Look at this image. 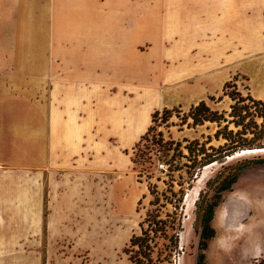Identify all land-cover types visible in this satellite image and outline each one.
<instances>
[{
    "label": "rangeland",
    "instance_id": "rangeland-1",
    "mask_svg": "<svg viewBox=\"0 0 264 264\" xmlns=\"http://www.w3.org/2000/svg\"><path fill=\"white\" fill-rule=\"evenodd\" d=\"M36 1L45 3L48 0ZM85 4L93 11L106 7L104 35L99 39L87 37L84 35L86 23L81 29L68 24V50L72 43L79 44V51L68 52L72 54H68V70L89 71L85 78H57L68 82L55 95L58 111L62 115L55 129L56 164L50 179L68 197V238L61 237L48 247L47 232L42 238L38 237L36 222L12 219L19 189L30 187L24 177L30 178L22 173H7L0 177V180L8 182L10 213L9 220L0 219V264H132L122 249L133 233L141 231L140 222L152 198L150 186H156L159 191L172 186L175 190H183V223L173 264H197L202 212L214 199L218 184L227 175L236 172H239V177L233 190L223 192L215 208L212 225L216 236L209 241L205 251L206 264H264V164L253 163L239 171L246 160L264 158V152L239 156L244 152L239 150L215 161L216 164L209 170L205 169L206 165H196L185 157L188 155L186 140L206 141L207 136L214 135L217 124L208 122L193 126L191 120L188 123L182 120L190 108L201 100L213 109L230 110L232 100L224 95L225 84L229 81L237 84L244 95L264 99V46L260 53L235 49L211 59L180 62L172 59L176 46L168 54L165 48L163 51L158 45H134V36L128 33L129 0L68 1V22L91 16H95L96 20L97 13H87ZM115 4L126 6L120 8L125 18L118 17L119 12L112 8ZM17 16L19 24L25 26V29L20 26L21 32L28 35L31 28H28L26 20H32L29 8L24 5ZM39 22L42 26L47 25L43 16L39 17ZM159 25V22L153 21L152 27L146 29L145 38H154ZM46 32L48 27L40 28L41 39L47 38ZM96 70L100 73L97 74ZM80 80L94 88L93 92L84 94L91 97V104L92 97L94 101L97 97V84H103L106 105H116L120 115L118 127L106 122L104 138L98 142L90 136L91 123L86 128L82 127V133L85 129L89 133L86 139H74L68 135V119L79 117L81 112H91V109L80 111L73 107L68 116V85ZM75 93L73 91L70 97L73 104V99L79 96ZM130 100L136 102L137 133L145 126L148 108H153L151 114L156 110L162 113L164 108L173 112L167 124L161 122V115L151 117L149 126L153 128L135 149V144L127 148L132 143L131 135L126 134ZM93 108L95 112L96 106ZM109 115L106 109L105 116ZM165 142L173 143L172 148H176L171 151L174 155L172 161L163 156L161 145ZM222 142L213 138L208 146H218ZM177 143L181 145L177 146ZM96 144L98 152L103 151L99 156L94 154ZM127 155H133L137 163L129 161ZM92 159L102 164L99 170L95 169ZM48 181L49 176L46 175V184ZM188 194L191 195L188 200L191 206L185 201ZM56 196L59 195L56 193Z\"/></svg>",
    "mask_w": 264,
    "mask_h": 264
},
{
    "label": "crops",
    "instance_id": "crops-1",
    "mask_svg": "<svg viewBox=\"0 0 264 264\" xmlns=\"http://www.w3.org/2000/svg\"><path fill=\"white\" fill-rule=\"evenodd\" d=\"M68 1L73 2L0 0V177L7 173L29 175L30 180L26 177L24 180L30 187L19 189L18 197L15 198L16 209L11 217L19 221L36 222L38 237L47 232L48 247L61 237L68 238L69 227L68 197L50 179L56 164L55 129L62 115L58 111L55 95L68 82H61L57 78H85L89 71L68 70V52L79 51V44L75 42L68 50V24L81 29L86 23L84 35L97 39L103 37L105 29V6L93 11L91 6L85 4L87 13H97L96 20L95 16L87 19L81 17L71 23L68 22ZM24 5L32 14V20H26L28 28H31L28 35L21 32L25 26L22 27L17 18V13ZM127 7V19L130 22L128 33L134 36V45H158L163 51L165 48L168 54L176 46L172 59L180 62L211 59L235 49L247 53L263 51L264 0H129ZM112 8L119 12L118 17H122L120 8L126 6L115 4ZM38 11L39 17L43 16L47 25L42 26L39 22ZM153 21L159 22V31L154 38H145L148 33L146 29L150 28ZM172 23L175 25L172 26ZM41 27H48L45 40L39 36ZM96 73L100 72L96 70ZM80 81L68 85V116L73 107L80 111L91 109V112H81L78 113L79 117L69 118L68 135L74 139H86L89 133L86 129L82 133V127L86 128L91 123L90 136L98 142L104 138L106 122L118 127L120 115L115 109L116 105H106L103 84H97V97L95 101L92 97L91 104V97H85L84 94L93 92L94 88ZM73 91L76 92L75 96L79 95L73 99L74 104L70 98ZM135 103V100L128 103L126 134L131 135L132 143L127 148L136 144L146 132L152 117L153 108L150 107L145 115V126L137 133ZM94 105L95 112L92 111ZM106 109L110 113L109 117L105 116ZM97 147L96 144L94 154L99 156L103 151L98 152ZM127 156L132 161L131 156ZM92 161L96 165L95 169L99 170L102 164L94 159ZM46 175L49 176L47 184ZM7 191L8 182L0 180L1 220L10 218ZM72 229L76 230L75 227Z\"/></svg>",
    "mask_w": 264,
    "mask_h": 264
},
{
    "label": "trees",
    "instance_id": "trees-1",
    "mask_svg": "<svg viewBox=\"0 0 264 264\" xmlns=\"http://www.w3.org/2000/svg\"><path fill=\"white\" fill-rule=\"evenodd\" d=\"M224 95L232 100L230 110L213 109L205 100H201L193 105L182 119L184 123L191 120L193 126H201L208 122L217 124L214 135L207 136L206 141L186 140L188 143L185 148L188 155L185 157L196 165H208L242 149L264 148V99L256 98L251 94L244 95L238 89L237 84L232 81L225 84ZM159 115H161V122L167 124L173 112L164 108L162 113L156 110L152 117ZM152 128L153 126L150 125L146 133L141 135L134 149L139 146ZM213 138L223 142L218 146H208ZM172 145L171 142L161 145L163 156L167 161H172L174 157L171 151L176 148H172ZM178 145L181 144L177 143ZM126 152L129 153L128 150ZM131 160L133 164L137 163L133 155ZM253 163L264 164V158L246 160L239 171L241 172ZM238 177L239 172L227 175L218 184L214 199L202 212L197 264H206L205 251L208 249L209 241L216 236V229L212 225L215 208L219 205L223 192L233 190ZM182 191L181 189L175 190L174 186L165 191H159L156 186L149 187L152 198L149 201L146 215L140 222L141 231L133 233L122 249L132 264H173V255L179 248V233L183 223Z\"/></svg>",
    "mask_w": 264,
    "mask_h": 264
},
{
    "label": "bare ground",
    "instance_id": "bare-ground-1",
    "mask_svg": "<svg viewBox=\"0 0 264 264\" xmlns=\"http://www.w3.org/2000/svg\"><path fill=\"white\" fill-rule=\"evenodd\" d=\"M242 150H244V152L242 153V154H240L239 156H241V155H248V154H256V153H263L264 152V148H255V149H242ZM216 164V162H212V163H210V164H208V165H206L207 167L205 168V169H208V168H210L211 166H213V165H215ZM209 170V169H208ZM208 174V173H207ZM205 176H206V173H205ZM204 176V177H205ZM202 177V176H201ZM203 178V177H202ZM201 183V182H200ZM190 194H188L187 195V197L185 198V201H186V204H188V200L190 201ZM188 206H191V203L190 204H188ZM190 225V224H189Z\"/></svg>",
    "mask_w": 264,
    "mask_h": 264
},
{
    "label": "built area",
    "instance_id": "built-area-1",
    "mask_svg": "<svg viewBox=\"0 0 264 264\" xmlns=\"http://www.w3.org/2000/svg\"><path fill=\"white\" fill-rule=\"evenodd\" d=\"M160 167H163V164H160Z\"/></svg>",
    "mask_w": 264,
    "mask_h": 264
}]
</instances>
